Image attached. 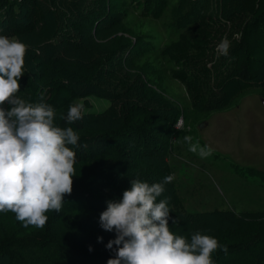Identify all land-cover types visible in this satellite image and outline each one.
Listing matches in <instances>:
<instances>
[{
	"label": "rangeland",
	"instance_id": "1",
	"mask_svg": "<svg viewBox=\"0 0 264 264\" xmlns=\"http://www.w3.org/2000/svg\"><path fill=\"white\" fill-rule=\"evenodd\" d=\"M263 1L93 0L90 10L87 7L81 10L75 3L67 4L69 0H39L44 11H48L41 27L19 29L18 33L8 36L27 45L24 75L19 80L17 95L23 98L26 86L47 85L55 79L56 73L51 67L54 57L85 65L95 62L96 70L90 78L116 96L110 100L83 92L60 110L67 113L71 105L87 100L90 106H83L81 133L107 136L105 143L77 144V153L96 156L113 150L124 152L133 145L132 137L126 134L127 129L147 131L153 141H149L146 153L156 149L159 154L148 155L139 149L138 159L156 171L162 160L170 166L174 179L164 185L165 191L157 200H166L169 192L175 190L186 216L168 204L169 227L171 229L173 220L178 222L175 234L181 231L190 242L193 233L210 232L206 226L209 218L203 215L205 212L264 211ZM252 5L263 10L259 14L260 21L255 22L259 36L250 40L252 52L258 54V59L255 58L258 61L252 64L254 86L221 109L208 113L193 111L184 87L170 76L172 64L160 56V51L176 40L185 26L196 22L202 13H216L223 7L232 6L235 9L243 7L246 17H252L248 11ZM93 6L96 8L92 15ZM104 13L106 15L101 19ZM25 16L24 21L28 13ZM63 17H68V21L65 22ZM47 18H50V26ZM46 34L51 35L49 39ZM103 73L106 75L102 76ZM76 83L77 88L85 87ZM175 112L178 116L170 128L166 117ZM165 130H169L168 135L163 134ZM185 135H191L192 143L198 142L201 147L210 146L212 154L201 158L190 152L189 144L183 140ZM117 171L119 169L115 168L102 175L105 189L113 184ZM151 180L150 184L159 182L157 178ZM95 198L81 211L46 213L48 221L44 231L48 241L45 244L23 242L10 246L0 243V264H66L71 258L72 243L101 249L115 238V232L100 227L99 216L104 208L101 200ZM4 233L0 219V241ZM98 237H103V241L98 242ZM259 249L256 245L238 251L228 259L232 264H250Z\"/></svg>",
	"mask_w": 264,
	"mask_h": 264
},
{
	"label": "trees",
	"instance_id": "2",
	"mask_svg": "<svg viewBox=\"0 0 264 264\" xmlns=\"http://www.w3.org/2000/svg\"><path fill=\"white\" fill-rule=\"evenodd\" d=\"M77 1L69 0L67 4L75 3L76 7L81 6V10L85 7L89 9L93 0H85L82 3ZM93 4L96 5V2L94 1ZM95 8V6H93L94 10L91 8L92 15L95 14ZM248 11L251 12L252 17H246L243 7L235 9L232 6L223 7L216 13H202L196 22L185 26L177 39L165 45L160 51V56L166 58L168 64H172L169 70L170 76L184 87L193 111L208 113L221 109L229 105L241 92L254 86L255 75L252 64L258 61V54L252 52L250 40L259 36L260 31L255 27V22L260 19L259 14L263 10L252 5ZM47 12L44 11L39 0H0V35H13L18 33L19 29L40 28ZM27 13L28 17L24 21ZM105 15L106 13L103 17H96L103 19ZM63 19L65 22L68 21V17ZM26 21L29 24L28 28ZM46 22L50 23V18H47ZM50 25L51 23L48 24ZM46 35L48 39L51 36ZM225 36L231 45L228 55H218L217 46ZM51 67L56 73L55 79L47 85L26 86L25 95L21 98L30 103L43 101L49 104L55 110L54 123L62 128L71 127L79 136L78 145L91 144L93 141L105 143L106 135L81 133L84 117L68 124L65 119L67 113L60 112L74 97L83 92L95 93L114 100L116 96L114 93H109L108 89L90 78L92 72L96 70L95 62L85 65L75 60L68 61L54 57L51 60ZM99 77L101 78V75ZM77 81L85 87L77 88ZM261 85L264 87V80ZM83 106L88 108L90 104L85 100ZM4 107L9 106L4 105ZM177 116L175 112L166 117L170 128ZM126 134L132 137L133 145L124 152L113 150L102 155L86 156L83 152L77 153L76 145H68L76 153V176L73 177L71 194L64 196L62 211L67 213L81 211L89 207L95 197L101 200L105 210L107 201L122 198L123 191L131 187L133 179L151 182L152 178H157L162 183L165 176L171 175V168L164 160L158 171L149 164L139 161L138 150L141 149L146 153L145 149L149 141H153L147 131L130 127ZM163 134L168 135L169 130L163 131ZM150 150L151 152H147L148 155L159 154L156 149ZM115 168L119 171L114 173L113 184L109 189H105L101 177ZM166 200L171 207L186 216L175 190L169 192ZM203 215L209 218L208 221L206 220V226L209 227L207 230L210 232L202 234L215 237L222 247L227 248L226 252L217 249L212 253L213 264H232L228 258L238 251L248 250L256 245H259L260 249L250 264H264V211L237 213L233 210H224L205 212ZM0 219L5 231L0 241L3 245L11 246L28 242L39 246L48 241L45 227L42 229L24 227L11 212L0 213ZM178 224L172 222L170 230L176 233ZM180 232L177 235L183 236ZM105 246L89 251V248L72 243L71 258L66 260V264H107L109 258H114L115 252Z\"/></svg>",
	"mask_w": 264,
	"mask_h": 264
},
{
	"label": "clouds",
	"instance_id": "3",
	"mask_svg": "<svg viewBox=\"0 0 264 264\" xmlns=\"http://www.w3.org/2000/svg\"><path fill=\"white\" fill-rule=\"evenodd\" d=\"M230 46L227 37L222 38L218 55L227 56ZM26 52L27 45L18 38L0 35V213H14L24 227L42 229L46 213L59 212L64 196L73 190L76 153L68 145H77L79 136L71 127L54 123L55 110L49 104L17 95ZM82 110V103L71 105L67 123L81 119ZM183 140L201 158L212 154L210 146L192 143L191 135ZM173 179L168 175L162 183L151 184L133 179L121 199L107 201L99 216L100 227L115 232L105 246L115 252L107 264H213V252L227 251L211 235L197 231L189 242L170 230L168 202L157 198Z\"/></svg>",
	"mask_w": 264,
	"mask_h": 264
}]
</instances>
